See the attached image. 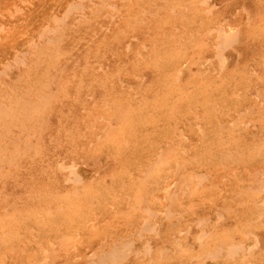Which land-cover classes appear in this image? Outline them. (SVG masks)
<instances>
[{"label":"rangeland","instance_id":"rangeland-1","mask_svg":"<svg viewBox=\"0 0 264 264\" xmlns=\"http://www.w3.org/2000/svg\"><path fill=\"white\" fill-rule=\"evenodd\" d=\"M13 1L17 0H0L1 3L4 2L0 6V22L5 24L9 34L12 32L11 39H3L2 42L14 46L11 50L9 46L6 47L10 54H6L0 47V71L2 64L11 59L16 51L26 48V41L37 39V32L43 24L48 23L55 27L51 22L52 18L56 15L63 16L67 6L75 0H34L35 4L16 15V20L9 19L10 16L6 12L9 6L4 5ZM93 1L96 3L93 10L89 8L90 1L84 3L86 18L80 16V11L73 13L62 28L48 34L55 42L38 52L40 55L35 54L29 60L28 68L16 64L11 68V72L9 71L10 79L0 73V82L5 83L0 84V218L6 219L7 227L4 229L5 234H8L0 235V246L3 249L2 241L8 246V249L4 250L6 259L8 256H14L9 264H24L28 261L26 260L28 255L32 258L40 246L48 247L51 242L54 243L55 249L50 253L52 259L55 251L56 254L60 253L61 257L59 259L56 257L51 264H72L75 261L79 264L80 259L75 255V247L63 253V246H60L63 244L61 237L66 228L72 230L73 235L79 240L76 248L84 252L89 245L96 244L98 237H103V234L106 236L108 234L106 231L110 232L107 226L101 236L94 237L90 233L91 225L86 223L84 218L93 222L99 217L100 220L102 217H105L104 219L114 217L113 221L118 225L117 231L120 228L126 230L125 222H128L129 218L137 223L143 221V213L139 210L135 211L132 217L123 215V210H130V203L126 204L128 206L118 203L120 209L117 207L115 211L120 213L116 216L105 210L108 203L113 202V195L106 192V187L117 188L128 181L125 179L120 181L118 176L122 173H117L120 165L115 163V167L111 166L113 162L111 153L108 154L111 160L106 162L107 156L99 152L101 148L99 142L107 141L112 130L113 140L120 146L122 139L117 131L126 132L133 129L130 121L135 117H140L144 121L164 114L165 116L161 115L162 119L157 122L156 130L164 132L168 129L164 117L173 114L174 110L172 112L160 109V103L163 101L160 100L162 98L160 89H163L164 97L168 87L160 82V79L163 82L164 78L159 79L163 71L162 63L167 61L165 57L170 54L174 55L178 51L180 55L185 53L183 45L188 47L190 39L202 37L208 25L207 17L201 12L200 14L187 12L186 18L175 19L171 24L160 23L161 19L165 21V17L159 13L161 19L153 17L152 11L155 8L151 5H154V0ZM155 1L161 6L162 1ZM114 4L119 7L118 11L112 10L111 6ZM244 5L248 7L247 12L242 11L241 7ZM144 9L150 10L151 14L147 17L142 16ZM220 15L228 18L234 27L250 25L256 29L249 35L243 34L241 44L243 55L237 66L235 61L231 64L228 79L216 78L215 72L219 66L215 56L207 72L199 65L190 66L188 71H184L181 79L183 86L173 92V95L180 98L182 94L185 95L183 92H187L185 96L191 97L194 105L188 104L191 105L188 111L180 104L174 114L187 115L188 122L194 121V117L200 115L206 120L203 126L206 131L202 139L201 136L198 137L196 129H189L183 125L186 120L181 121L180 128L185 131L187 141L183 143L185 152L178 154L188 166L187 175L210 172L214 181H222L221 177H215L221 170V163L225 165V171L222 172H231L235 168L237 181L223 180L226 181L225 192L224 190L220 192L221 188L214 185L213 191L207 190L206 194H203L205 199L202 200V194L197 193L190 204L199 215L209 214L216 219L215 212L224 202L226 207L236 210L237 219L244 221L249 211L255 214L254 216L258 211V208L250 206L249 209L246 205L247 200L253 204L258 196L251 189L249 177L254 171L257 173L264 163V0H219L213 16L222 19ZM248 17L251 24L247 21ZM132 18H135L133 30L127 24V20ZM145 18L150 22L143 27L141 23ZM100 26L105 29H100ZM148 26L149 30L146 29ZM110 42L112 47L106 45ZM141 42L146 47L144 50L141 49ZM173 43L176 48L172 46ZM216 43L217 41L213 39V45L210 43L206 50L203 45L201 50L210 54H213L212 51L216 53ZM127 44L130 49L126 48ZM154 46L159 56L153 52ZM191 46L194 45L191 43ZM188 49L190 50L188 55L198 58V48ZM231 50L229 48L225 53ZM37 56H41L40 61ZM209 57L211 58L210 55ZM176 64L177 60L172 67ZM253 71L257 73L255 78L251 75ZM40 81L49 84L46 90L50 94L45 98L50 109L44 118L43 132L37 134L28 130L27 134L28 131L25 133L20 127L17 129L20 124L17 117L23 115L26 109L24 101H33L34 96L42 89ZM138 86L141 87L136 88ZM187 87L189 89H186ZM176 98H173L174 103ZM127 103L130 104L127 106L132 108L125 112L124 107L127 108L125 105ZM230 115L234 119L238 118V122L242 119L250 120L251 125L247 128L242 126H239L240 129L230 128L233 126ZM125 123L127 124L123 126ZM119 124L124 128L129 125V128L118 129ZM35 128L39 129L37 126ZM139 129L144 131L141 135L143 137L137 139L141 145L140 150L138 149L141 153L142 148L145 150L149 147V142L147 140L144 142V139L152 133L146 127L145 130L141 127ZM228 132L235 134L230 137L227 136ZM97 137L100 140L97 141ZM238 161L242 162L237 165ZM70 165H73L83 178L84 182L79 185L80 188L89 191L90 194L94 192L91 194L92 198H84L81 194L73 195L74 185L71 182H64V178L70 176V169H66ZM113 177L120 186L113 182ZM126 185L130 191L127 190L129 192L124 197V204L128 200L131 203L142 202L136 200L139 192L143 191L140 186L135 188L130 182ZM161 196L162 194L159 195L160 198ZM213 199L218 203L215 206L212 203ZM92 202H95V205L91 204ZM161 205L158 209L164 210ZM78 210L83 212L84 218L79 219L76 216L75 211ZM5 212L7 216H1ZM227 221L234 222V218ZM261 231L263 235L264 229ZM262 240L264 242V235ZM89 255L90 252H87L80 264H90ZM253 260L254 264H264V255Z\"/></svg>","mask_w":264,"mask_h":264},{"label":"bare ground","instance_id":"bare-ground-1","mask_svg":"<svg viewBox=\"0 0 264 264\" xmlns=\"http://www.w3.org/2000/svg\"><path fill=\"white\" fill-rule=\"evenodd\" d=\"M33 1L34 0H17L12 3H5L4 5L6 7L9 6L6 9L7 15L10 16L9 19L16 20V15H19L24 11V9L26 10L35 4ZM87 1L91 2L89 8L93 10V7L96 6V3L93 0H75L67 6L63 16L56 15L52 18L51 22L55 24V27H51L48 23L43 24L41 29L37 32V39H29L26 41L25 49L22 48L16 51L11 59L2 64V71H0L1 75L10 79V70L16 64H22V66L28 68V62L35 54L40 55L38 52L47 49V45L49 46V44L55 42L53 38L48 36V34L56 32L62 28L71 14L80 11V16L82 18H86V13H84V3ZM160 1H162L161 6H159L158 2L155 0L153 1L154 5H151L155 8V10L152 11L154 12L153 17L155 19H161L159 14L165 17V21L161 19L160 23L164 22V24H171L175 19L183 20L186 18L187 15L185 13L187 12L195 14H200L199 12H201L204 17H207L208 19V25L205 27L204 34L201 35L202 37H199V39H190V43H187L189 48H198V58H193L188 55L190 50L186 45H183L182 48L185 49V53L180 55L181 53L178 51L175 52L174 55L170 54L167 58L165 57L167 61H164L165 59L163 60V71H160L162 76L160 74L159 79L161 77L164 78L163 82L161 79L160 82L164 85H168V92L165 91L163 97V89H160L162 97L160 100H163L162 103H160V109L164 108L165 111L172 110V112L174 110L173 114H168V117H164V120L168 125V129L164 132H158L156 130L158 127L157 122L162 119L161 115L165 116L164 114H159L160 116L158 115L153 118H147L144 121L140 117H135L134 120L132 119L130 121L133 129H129L126 132L118 130L117 133L120 134L122 139V144H119L120 146L115 144L116 141L113 140L111 135L112 130L109 132V138L107 141L100 140L98 137L96 138L97 141L100 140L99 146L101 148L99 152L107 156L106 162L111 160L108 156V154L111 153L113 155V162L111 163V166L115 167V163L120 165L117 171V173H122L118 176L120 181L125 179L126 181L133 183L135 188L140 186V189L143 190L139 192L138 198L136 199L142 200V202L131 203L128 200L127 203L124 204V197L127 196V192L130 191L128 189L129 186L126 185L128 182L123 183L120 186V183H118L113 177V182L118 183L120 187H106V192L113 195V202L108 203L105 210L110 211L111 214L116 216V214L120 213L119 211L117 212V210L115 211V209L119 206L118 203H122V205L125 206H128L126 204L130 203V210L125 209L126 211L128 210L127 212L123 210V215L126 217L131 215L132 217L135 215V211L139 210L143 213V221L137 223V221L129 218L128 222H125L127 223L126 230H122L120 228L117 231L118 225H116L117 223L113 221L114 217L112 219H104L105 217H102L101 220L99 217L97 220L92 222L91 220H85L81 210L75 211V214H77L76 216H78L79 219L84 218V221L91 225L90 233H92L94 237L98 235L101 236L100 234L105 232V227L107 226L110 232L106 231L108 233L106 236L103 234V237H98L99 241L97 240L96 244L94 243L89 245L83 252L81 249L78 250L79 248H76L78 245L77 241H79L76 238V235H73L72 230L66 228L61 237L63 243L60 244V246H63V250H61L63 253H66V251L68 252V250L75 247V255L80 259L78 261L79 264L81 263L82 257H84L87 252H90V255L88 256L90 264H212V262L214 264H254L255 260H253V258L264 255V242L262 240V236L264 234L262 235L261 231L262 228L264 229V163L262 168H259L260 170L258 171L261 175L258 172L255 173L254 171V174L251 173L249 177L251 180V189L254 190L258 196L256 197L257 200H254L253 204L249 203V200H247L248 202L246 205L249 209H251L250 206L258 208L256 216L249 211L246 220L241 221L235 217L237 214L236 210H232V207H226V203L224 202L222 207L217 209L215 212L216 219L212 218L209 214L199 215V213H196L194 206L190 204L195 194H202L201 198L203 200L205 199V195L203 194H206L205 192H207V190L213 191L214 185L216 188H221L220 192H223V190L225 192L226 181L223 180L230 179L232 181H237V173H235V168H233L231 172H222V170L225 171V165L222 162L221 170H218L219 172L215 176L217 178L221 177L220 180L222 181H214V177L210 172L187 175L189 171L188 166L183 163V158L181 159L178 154V152H185L186 149L183 147V143L187 141L185 138V131H182L180 128L181 121L186 120V123H183V125L188 126L189 129H196L199 134L198 137L201 136L203 139L206 131L203 126L206 120L199 115L194 117V121L188 122L187 115L178 116V114H174L176 108H179L180 104H183L189 111L191 105H194V100L188 95L185 96L187 92H183L185 95L182 94L180 98H176V96L173 95V92L175 93L183 86L181 79L184 71H188V67L193 65L196 67L198 65L203 66L202 69L207 72L210 64L214 60V56L216 57L215 59L218 61L219 66L218 70L215 72L216 78H222L224 80L228 79V76L231 74V64L235 61V66H237L243 55V48L241 47L243 34L249 35L256 29V27H252L250 25H237L234 27L231 25L229 19L223 17V15H220V17H223L222 19L214 18L213 15L216 11V4L219 0H184V2H182V0ZM2 3L0 2V6H2ZM111 8L113 11H118L119 9V7L115 4L112 5ZM241 8L243 12L248 11V7L245 5ZM163 10L164 12H162ZM149 14H151V11L144 9L141 15L147 17ZM134 19L135 18L127 20V24L131 27V30L135 27L133 24ZM136 21H138V19H136ZM247 21L251 24L249 17ZM149 22L150 20L145 18L141 25L144 27ZM182 26L183 21H181L180 27ZM100 29L104 30L105 28L100 26ZM136 29L138 30L137 26ZM146 29L149 30V26L146 27ZM11 34L12 32L9 34L8 30H6L5 24L0 22V47L3 48L2 51L6 52V54H10V51L8 52L6 47L9 46V50H11L14 46L11 44L9 45L8 43L5 44V42L2 41L3 39H11ZM175 35H177V33ZM191 37H193V35ZM213 39L217 41L215 45L216 53L214 51H212L213 54L205 51L203 52L201 47L205 45V50L208 49L210 43L213 45ZM111 43L112 42L109 44L107 43L106 45L112 47ZM191 43L194 46H191ZM129 44L132 45V43ZM129 44L126 45V48L129 47L128 49H130ZM172 46L175 47V43H173ZM145 48L144 43L141 42V49L144 50ZM229 48L232 50L229 53H225V50H228ZM153 52L159 56L155 46L153 47ZM140 53L141 51H139V55L141 56ZM40 57L41 56H37L39 61ZM175 60H177V64L172 67ZM157 69H159L158 64ZM100 70H102V66H100ZM251 75L254 78L257 77V73L255 71L251 72ZM1 83L3 82H0V84ZM2 85H5V83ZM48 85V83L42 82V89L34 96L33 101H24L26 109L23 115L17 117L18 122L20 123L18 124L19 126L17 129L20 127L21 131H24L25 133H27L28 130H31L33 133L37 132V134H41L43 132L44 118L46 117L48 109H50L49 103L46 100L50 94V92L46 90ZM140 87L141 86H138L136 88ZM186 89H189V87ZM232 95L234 96L235 93L233 92ZM174 97L176 98L174 99L175 103L173 102ZM188 104L191 105L188 106ZM125 105L127 106L130 104L127 103ZM129 108L131 109L132 107H124V111L126 112ZM230 117L232 120L231 124H233L230 128L234 127L235 129H240L241 127L239 126L247 128L251 125L250 120L242 119L238 122V118L234 119L232 115H230ZM120 124H122V122H120ZM126 124L127 123L123 124V126ZM35 125L39 129H36ZM123 126L120 125L118 129L129 128V125L126 128ZM139 127L144 130L146 127L152 133L149 134L148 138L144 139V142H149V147L145 150L142 148L141 153L139 152V146L141 145L138 144L137 139L138 137H143L141 135L144 131L141 129L138 130ZM29 131L27 134H29ZM132 131L136 133H133ZM156 132L159 134L157 135ZM234 134L235 133L228 132L227 136L232 137ZM219 135H221V133H219ZM118 142H120V140ZM127 152L130 153L127 154ZM235 155L236 153H234V156ZM141 156H143V158H141ZM224 159L226 161V158ZM240 162L242 161H238L237 165ZM192 163L195 164V162ZM66 169H70V176H66L64 178V182H71L74 185V187H72L73 195L81 194L84 198H92L93 195L91 194H94V192L90 194L89 191H84L83 188H80L79 185L83 184L84 181L81 175L76 172L75 167L70 165L66 167ZM122 175H124V177ZM97 192H99V190H97ZM160 194H162L161 198L159 197ZM185 199L188 201H185ZM130 200L132 199L130 198ZM161 202L164 210L158 209ZM212 203L214 206L218 204L214 199L212 200ZM91 204L95 205V202H92ZM1 216H7V213L5 212ZM232 218H234V222L227 221ZM74 219H76V217H74ZM135 219H137V217ZM60 226H62V224ZM68 226L70 228V225ZM5 227H7L6 219L0 218L1 236L8 235L5 234ZM3 231L5 232L3 233ZM48 240L50 241L49 238ZM1 243L3 244V249L0 246V264H9L14 259V256H8L9 258L6 259L7 255L4 250L8 249V246L6 242L2 241ZM48 245V247H45L44 245L40 246L37 249V253L33 252L34 254L32 258L28 255V259H26L28 261L24 264H51L54 259L56 260V257L59 259L60 253L56 254L57 251L54 252L55 254L53 253V259L50 254L52 252L51 250L54 249V243L51 242ZM10 254L12 253L10 252ZM250 259H252V261ZM67 261L66 263H68ZM72 264H76V261Z\"/></svg>","mask_w":264,"mask_h":264}]
</instances>
